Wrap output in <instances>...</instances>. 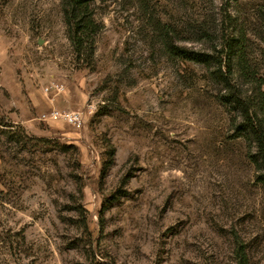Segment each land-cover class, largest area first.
<instances>
[{"label":"rangeland","instance_id":"1","mask_svg":"<svg viewBox=\"0 0 264 264\" xmlns=\"http://www.w3.org/2000/svg\"><path fill=\"white\" fill-rule=\"evenodd\" d=\"M64 10L0 0V264H264V0H95L82 44Z\"/></svg>","mask_w":264,"mask_h":264},{"label":"trees","instance_id":"2","mask_svg":"<svg viewBox=\"0 0 264 264\" xmlns=\"http://www.w3.org/2000/svg\"><path fill=\"white\" fill-rule=\"evenodd\" d=\"M95 0H65L64 18L69 34L81 42L80 38L84 37L86 33H93L95 22L90 17L89 9L91 3ZM83 39V38H82ZM246 37L241 35L236 45V56L238 61V72L240 77L245 80V83L255 86V102L254 105L259 111H264V82L258 74L253 72L248 61V56L245 54ZM186 59V58H185ZM230 101L237 102V96L229 98ZM244 111V109H243ZM245 122L247 129L253 135V139L258 144L259 157L264 161V134L258 135L253 120H251L248 112L244 111ZM264 178V177H263ZM264 181V180H263ZM238 264H249L248 259L243 251H239Z\"/></svg>","mask_w":264,"mask_h":264},{"label":"built area","instance_id":"3","mask_svg":"<svg viewBox=\"0 0 264 264\" xmlns=\"http://www.w3.org/2000/svg\"><path fill=\"white\" fill-rule=\"evenodd\" d=\"M62 91L63 88L55 89L56 93H61ZM47 92H49V88H47ZM43 119L45 121L62 122L73 127H81L84 124L83 115L80 112H59L54 110L44 115Z\"/></svg>","mask_w":264,"mask_h":264}]
</instances>
